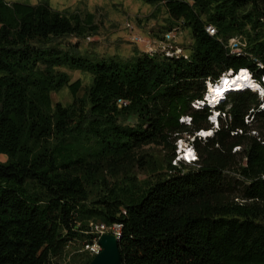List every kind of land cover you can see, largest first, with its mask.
Listing matches in <instances>:
<instances>
[{"label":"trees","instance_id":"obj_1","mask_svg":"<svg viewBox=\"0 0 264 264\" xmlns=\"http://www.w3.org/2000/svg\"><path fill=\"white\" fill-rule=\"evenodd\" d=\"M139 1L163 3L190 30L187 59L140 54L123 63L61 49L58 40L96 35L97 27L47 2L0 0V156L7 158L0 163V264H50L61 245L98 237L78 226L83 220L122 225V264H264V111L245 124L259 97L230 95L231 120L212 138L194 140L198 163L173 165L184 134L211 129L208 109L192 108L206 80L243 69L264 75L219 41L249 29L246 52L264 66V0ZM61 67L93 76L82 98L81 82L70 84ZM65 87L71 105H53L52 93ZM186 117L191 125L181 122ZM147 146L169 156L164 173L138 187L131 173L147 168ZM236 147L242 152L234 154ZM230 171L248 184L242 197L226 183ZM104 174L125 183L100 180ZM97 183L99 200L89 206Z\"/></svg>","mask_w":264,"mask_h":264},{"label":"rangeland","instance_id":"obj_2","mask_svg":"<svg viewBox=\"0 0 264 264\" xmlns=\"http://www.w3.org/2000/svg\"><path fill=\"white\" fill-rule=\"evenodd\" d=\"M41 2H47L55 11L68 15H79L83 22H90L93 26L97 27L98 32L96 35L88 34L83 38L68 37L60 39L55 43V46L66 50L75 46L85 56L97 57L100 60L114 58L121 60L123 63L131 62L133 58L140 54L160 56L162 55V51H164V47L165 49H169L168 46L162 44L164 36L174 31L177 34L176 42L170 45L177 47L175 48V53H178L181 57L188 58L194 45V39L190 30L185 28L182 22L172 19L163 3L149 5L139 0H8L10 4L24 3L37 5ZM128 24L131 26L130 29L126 28ZM248 32L249 29H247L244 35L241 33L232 35L230 39H238L239 43L246 50L249 47ZM135 37L141 38L142 42L135 43L133 41ZM57 72L66 73L69 76L70 84L77 81L81 82V88L78 92L79 98L84 96L85 90L93 83V76L87 72L73 70L68 67L57 68ZM51 99L53 105L60 103L65 107L70 106L73 101L68 87L63 88L59 92L52 93ZM185 122L187 125L189 124L187 118ZM178 141L177 144L180 147L187 148L188 144H194V137L184 134L181 138L182 142ZM142 154L146 158L147 168L145 170L136 168L131 173L134 185L138 187L145 180L154 179L157 175L164 173L165 164L169 156L167 152L156 146L145 147ZM6 161L7 158L5 156H0V163H5ZM105 175L101 176L100 180L105 177L112 184L125 183L122 178L118 180L110 179ZM237 175L234 171L226 172V183H231V189L234 191V194L242 197L248 184L244 181L242 182ZM33 187V185L30 186V188ZM89 190L91 191V196L87 205L93 206L99 200L102 189H100L99 183H97L92 185ZM31 192L38 194L39 190L33 188ZM97 224H101L100 221L83 220L78 226L85 227L87 231H90ZM87 243H90V241L87 242L86 238H83L71 241L66 245H61L57 253L52 256L50 264H81V262L93 257L85 248Z\"/></svg>","mask_w":264,"mask_h":264},{"label":"built area","instance_id":"obj_3","mask_svg":"<svg viewBox=\"0 0 264 264\" xmlns=\"http://www.w3.org/2000/svg\"><path fill=\"white\" fill-rule=\"evenodd\" d=\"M127 29H130L131 26L128 24L126 25ZM207 33L212 36V37H217L218 36V31L215 27L209 26L206 29ZM176 32H169L164 36V41H163V45L168 46L169 49H165L164 47V51H162V56H165L167 58H180L181 56L178 53H175V48L173 45L170 44H174L176 42ZM135 43H140V41L142 42L141 38H137L135 37L133 40ZM219 41L223 44L224 48L226 49V51L228 52L229 56L232 57H249L250 59L254 60L255 64L257 65V69L258 70H264V66L263 64L256 59L255 57H253L251 54L247 53L246 50L243 48V46L239 43L238 39L236 38H232V39H228V40H224L222 38H219ZM187 59V57H185ZM242 72H245L248 77L250 78L251 82L257 85V88H260V90H256V91H252L249 88H247L244 92L246 91H251L254 92L255 94H257V96L259 97L260 100V105L258 107L257 110H251L249 115L245 118V124L246 125H251L254 121H255V115L257 112H262L264 111V75H262V77L259 79L256 77L255 73L250 70V69H243L238 71L237 73H235L234 71H229L225 74L222 75V77L218 80V81H213L212 79H208L205 81V94L202 100L200 101H195L194 103H192V108L195 110H204V109H208L210 116L208 117V121L210 119V125H211V131L213 132V134H215L218 130H220V126L222 124V122H225L226 120H231V116L228 114V110L231 108V106L229 105L230 102V95H232L233 93H239L237 91H234L233 93H227L223 96V99H219L218 102L215 103V105H211L208 101V95H209V85L211 84L214 87H218L219 85L222 84V80L224 77L226 76H231L232 74L235 75V78L238 77V75ZM128 102L126 101H122L119 100V105L120 107L122 105H127ZM227 105L225 111L223 110V106ZM189 120V124L191 125V119L189 117H186ZM186 118H182L181 122L182 123H186L185 119ZM209 131V130H208ZM208 133V132H206ZM205 131H200L199 133H196L195 138H199L200 140H207L208 138L204 136ZM237 134H242L241 131H239V133H233L232 135H237ZM251 135L253 137H258V133L256 131H252ZM214 136V135H213ZM212 136V137H213ZM210 137V138H212ZM181 140H179L178 142H180ZM260 141V139H259ZM182 142V141H181ZM264 145V142H262ZM178 146L176 153L177 156L175 158V161L173 162L174 165H178L180 163H183L185 165L188 166H195L196 163H198L199 161V157H198V153L197 150L194 146V144H188L187 148H183L182 146L180 147L179 144H176ZM242 151L241 147H236L233 149V153H240ZM187 152H191L193 154V156H191L190 158L187 157ZM247 165V161L245 159V161L243 162L242 166L246 167ZM238 178L242 179L241 175H237ZM93 234L97 235L98 237L94 238L90 243H87L86 245V249L88 250V252H90L92 254L93 257H95L96 255H98L101 252V247L99 246V239L103 234H111L113 236H115L118 240H120L121 238V233H122V225L121 224H114L112 226H107L105 224H98L95 226V228L92 230Z\"/></svg>","mask_w":264,"mask_h":264},{"label":"bare ground","instance_id":"obj_4","mask_svg":"<svg viewBox=\"0 0 264 264\" xmlns=\"http://www.w3.org/2000/svg\"><path fill=\"white\" fill-rule=\"evenodd\" d=\"M229 77L232 76L224 77L222 80V84L219 85L218 87H214L211 84L208 86L209 87L208 101L211 105H215V103L218 102L219 99L220 100L223 99V96L227 93H233L234 91L244 92L247 88H249L252 91L260 90V88H257L256 84L251 82L250 78L245 72L240 73L237 78L235 77L229 78ZM204 136L207 138L212 137L213 132H208V133L205 132ZM191 156H193V154L191 152H187V157L190 158Z\"/></svg>","mask_w":264,"mask_h":264},{"label":"water","instance_id":"obj_5","mask_svg":"<svg viewBox=\"0 0 264 264\" xmlns=\"http://www.w3.org/2000/svg\"><path fill=\"white\" fill-rule=\"evenodd\" d=\"M101 252L96 255L90 264H122L119 250V240L111 234H103L99 239Z\"/></svg>","mask_w":264,"mask_h":264}]
</instances>
